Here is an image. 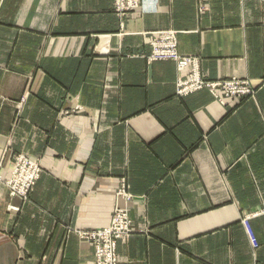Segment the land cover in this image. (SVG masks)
<instances>
[{
    "label": "crops",
    "instance_id": "0c3cea01",
    "mask_svg": "<svg viewBox=\"0 0 264 264\" xmlns=\"http://www.w3.org/2000/svg\"><path fill=\"white\" fill-rule=\"evenodd\" d=\"M141 3L0 0V171L18 154L43 168L25 202L0 185V264H95L77 232L117 207L139 230L119 264H264V215L258 248L242 223L264 209V0ZM166 30L205 79L256 96L177 95L176 62L146 58Z\"/></svg>",
    "mask_w": 264,
    "mask_h": 264
},
{
    "label": "built area",
    "instance_id": "2783aa9c",
    "mask_svg": "<svg viewBox=\"0 0 264 264\" xmlns=\"http://www.w3.org/2000/svg\"><path fill=\"white\" fill-rule=\"evenodd\" d=\"M141 2L142 0H115V11L120 15H124L128 11L141 8ZM152 35V54L148 59L150 62L164 60L176 62L179 72L177 95L184 97L200 90L208 89L214 98L223 105L227 104V100L255 96V90L252 88L248 78L234 77L227 80L215 81L203 78L199 70V59L179 53L176 31L166 30ZM41 173L42 168L38 161L32 160L24 154H19L16 156V162L8 178L4 179L0 171V185L4 184L9 189L11 197H19L25 202L29 199V195ZM118 195L125 197L127 200L132 199V195L126 191L125 182H123ZM9 210L18 212L20 208L10 206ZM262 215H264V209L259 212L246 214L242 219V223L254 248H258L259 243L250 222L254 217ZM138 232L139 230L133 227V221L130 218L128 210L117 207L109 226L100 229L78 231L77 233L80 238L86 239L93 244L95 264H119L117 253L118 242Z\"/></svg>",
    "mask_w": 264,
    "mask_h": 264
},
{
    "label": "rangeland",
    "instance_id": "374dc122",
    "mask_svg": "<svg viewBox=\"0 0 264 264\" xmlns=\"http://www.w3.org/2000/svg\"><path fill=\"white\" fill-rule=\"evenodd\" d=\"M156 33H158V32H156ZM155 35V34H154ZM177 35H178V33H177ZM152 38H153V35H151V40H152ZM177 40H178V37H177ZM150 46H151V41H150ZM152 54V46H151V52H150V54L146 57L147 59L149 58V56ZM149 60V59H148ZM200 62V61H199ZM200 73H201V66H200ZM201 76H202V74H201ZM203 77V76H202ZM204 78V77H203ZM232 78H234V77H232ZM229 79H231V78H229ZM178 80H179V77H178ZM178 80H177V83H178ZM225 80H227V79H225ZM209 81H211V80H209ZM213 81H215V80H213ZM176 83V84H177ZM251 83V82H250ZM177 86V85H176ZM252 86V85H251ZM252 88H253V86H252ZM254 90H255V96H256V94H257V90L255 89V88H253ZM204 90H207L210 94H211V92L208 90V89H204ZM212 95V94H211ZM254 96V97H255ZM212 97H214L213 95H212ZM254 97H251V96H248V97H244V98H254ZM215 99V98H214ZM230 100H227V104H228V102H229ZM24 103V102H23ZM226 104V105H227ZM19 155V154H18ZM32 160H34V159H32ZM35 161H38V160H35ZM15 162H16V158H15ZM15 162H14V164H15ZM39 162V161H38ZM40 163V162H39ZM41 165V164H40ZM41 168H42V166H41ZM42 172H43V168H42ZM42 174V173H41ZM41 176V175H40ZM40 178V177H39Z\"/></svg>",
    "mask_w": 264,
    "mask_h": 264
}]
</instances>
